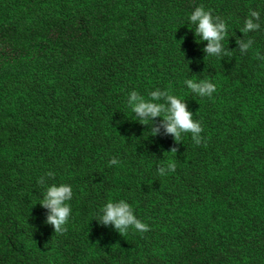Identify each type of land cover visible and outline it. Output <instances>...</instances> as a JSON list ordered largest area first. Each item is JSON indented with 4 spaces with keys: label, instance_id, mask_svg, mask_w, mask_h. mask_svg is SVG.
Instances as JSON below:
<instances>
[{
    "label": "trees",
    "instance_id": "obj_1",
    "mask_svg": "<svg viewBox=\"0 0 264 264\" xmlns=\"http://www.w3.org/2000/svg\"><path fill=\"white\" fill-rule=\"evenodd\" d=\"M196 7L225 23L229 55L203 51L189 19ZM251 11L260 28L245 33ZM249 39L241 53L237 40ZM258 56L264 0H0V150L9 153L0 158V264H28L37 230L46 231L43 264H264ZM188 79L216 91L200 97ZM154 90L186 104L203 129L199 145L190 133L176 143L162 117L154 136L140 123L129 94ZM53 184L72 188L63 234L40 205ZM120 200L149 231L120 235L97 221Z\"/></svg>",
    "mask_w": 264,
    "mask_h": 264
},
{
    "label": "clouds",
    "instance_id": "obj_2",
    "mask_svg": "<svg viewBox=\"0 0 264 264\" xmlns=\"http://www.w3.org/2000/svg\"><path fill=\"white\" fill-rule=\"evenodd\" d=\"M190 22L195 27V36L199 40L207 41L206 48L203 49L207 56L221 57L229 55L225 52V45L222 41L226 38V25L219 18H214L210 11H205L203 7H196L191 13ZM260 19L259 11H251L249 18L245 20L243 32L255 31L260 28L258 23ZM240 45L241 53H245L252 45L253 41L249 39L247 42L237 40ZM259 59L264 57L258 56ZM187 87L200 97H211L216 91V86L207 81L201 80L194 82L191 79L185 81ZM150 99H145L137 92L132 91L128 97V105L132 112L139 118L141 124L148 125L151 123V135H156L159 131L158 127L153 125V118L162 117V126L166 134L172 136L176 143H180L182 134L190 133L192 140L199 145L201 143V132L203 131L199 122L193 120V113L189 112L186 104L176 96L170 94L169 91L154 90L149 93ZM163 100L164 102H156ZM170 152L176 153L175 147ZM110 165H117L119 161L115 158L110 160ZM175 163H169L166 167L158 168V174L164 176L168 171H175ZM47 176H53L54 173H47ZM41 185L44 184L43 179L39 180ZM72 188L70 185L61 184L59 186L53 184L48 186L40 205L48 210V214L44 221L45 224L51 225L54 233L63 234L67 231L71 208L67 201L72 199ZM101 225L107 226L111 224L115 231L120 235L126 234L129 229L136 232L144 233L149 231V226L141 222L133 213L132 207L123 200L119 202H108L100 210L97 220Z\"/></svg>",
    "mask_w": 264,
    "mask_h": 264
},
{
    "label": "rangeland",
    "instance_id": "obj_3",
    "mask_svg": "<svg viewBox=\"0 0 264 264\" xmlns=\"http://www.w3.org/2000/svg\"><path fill=\"white\" fill-rule=\"evenodd\" d=\"M9 156V153L6 151L0 150V158L5 159ZM32 236L26 241V258L28 264H43L44 258L49 257V254L46 253L45 245L43 244L46 236L45 230H37L32 232Z\"/></svg>",
    "mask_w": 264,
    "mask_h": 264
}]
</instances>
